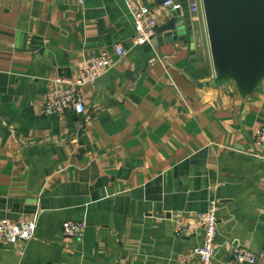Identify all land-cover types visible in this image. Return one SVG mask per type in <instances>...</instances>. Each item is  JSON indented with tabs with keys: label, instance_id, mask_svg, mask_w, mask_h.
Returning <instances> with one entry per match:
<instances>
[{
	"label": "crops",
	"instance_id": "obj_1",
	"mask_svg": "<svg viewBox=\"0 0 264 264\" xmlns=\"http://www.w3.org/2000/svg\"><path fill=\"white\" fill-rule=\"evenodd\" d=\"M191 15L196 56L165 32L134 46L125 0H0V219L37 221L33 239L0 244V264H201L198 215L212 199L211 264H238L241 247L258 254L264 80L247 97L216 85L203 8ZM103 50L113 65L82 87L85 112L45 114L50 83ZM66 221L83 222L84 236H66ZM177 222L194 229L177 236Z\"/></svg>",
	"mask_w": 264,
	"mask_h": 264
},
{
	"label": "built area",
	"instance_id": "obj_2",
	"mask_svg": "<svg viewBox=\"0 0 264 264\" xmlns=\"http://www.w3.org/2000/svg\"><path fill=\"white\" fill-rule=\"evenodd\" d=\"M191 14L198 13L203 8L202 0H188ZM125 3L134 21L135 34L132 42L134 46L149 43L155 35V28L159 24V16L170 19L173 14L182 8L181 0H164L159 5L150 8L140 3V0H125ZM118 58L127 53V48L122 43L114 45ZM113 65L107 50H103L96 57L83 61L78 67L75 79L57 78L50 83L43 102L45 114L66 115L74 112L83 114L86 110L81 89L87 84L95 83L96 79L103 76ZM60 84H66L61 87ZM253 145L256 150L264 149V125L255 130ZM218 201L212 199L208 208L198 215L203 228L204 241L196 250V257L201 264H211L216 257V238L218 233ZM194 229L192 223L177 222L175 234L182 236ZM37 221L22 220L13 222L9 219H0V244H9L17 241H29L36 235ZM86 226L80 221H66L63 232L66 236L82 238ZM238 264H256L257 255L248 248L241 247L234 254Z\"/></svg>",
	"mask_w": 264,
	"mask_h": 264
},
{
	"label": "water",
	"instance_id": "obj_3",
	"mask_svg": "<svg viewBox=\"0 0 264 264\" xmlns=\"http://www.w3.org/2000/svg\"><path fill=\"white\" fill-rule=\"evenodd\" d=\"M164 0H161V3ZM169 21L155 28V34L165 32L172 41H191L196 56L195 34L188 0ZM205 24L215 70L214 82L219 85L233 81L243 97L255 93L264 80V0H202ZM107 74L96 79L99 84ZM99 88V87H97ZM264 242L257 254L259 263Z\"/></svg>",
	"mask_w": 264,
	"mask_h": 264
}]
</instances>
